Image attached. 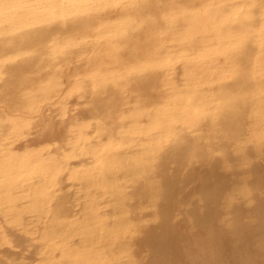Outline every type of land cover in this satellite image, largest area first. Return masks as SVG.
I'll use <instances>...</instances> for the list:
<instances>
[{"label": "rangeland", "instance_id": "rangeland-1", "mask_svg": "<svg viewBox=\"0 0 264 264\" xmlns=\"http://www.w3.org/2000/svg\"><path fill=\"white\" fill-rule=\"evenodd\" d=\"M82 65L62 64L61 85L31 108L23 99L37 92L0 81V119L20 125L17 134L0 131L3 151L65 168L49 189L18 186L11 221L1 206L0 264H62L67 251L63 264H264V118L256 114L264 116V107L207 120L161 148L148 143L155 157L136 143L122 147L117 169L103 171L95 158L109 139L122 140L114 134L122 113L158 107L170 86L154 78L155 87L120 90L128 100L108 117L102 98L115 96L113 88L67 94ZM173 74L180 88L182 68ZM138 122L148 129L145 115ZM35 191L41 195H29ZM37 201L43 209L28 212Z\"/></svg>", "mask_w": 264, "mask_h": 264}, {"label": "bare ground", "instance_id": "bare-ground-1", "mask_svg": "<svg viewBox=\"0 0 264 264\" xmlns=\"http://www.w3.org/2000/svg\"><path fill=\"white\" fill-rule=\"evenodd\" d=\"M72 58L83 64V74L68 80L67 94L98 95L113 88L116 95L101 100L108 117L128 100L120 90L155 87L154 78L170 86L158 107L137 105L122 113L123 131L114 133L122 140L109 139L95 158L103 171H113L122 147L136 143L155 157L148 143L161 148L207 120L234 119L253 106L264 107V0H0V81L37 92L23 99L26 107L61 85V66ZM177 67L183 74L180 88L172 82ZM142 115L147 130L138 122ZM102 125L95 123L98 131ZM19 127L0 119L4 133L17 134ZM141 137L146 143L136 141ZM4 145L0 142V209L4 205L8 218L18 186L43 183L49 189L65 168L56 160L18 159L3 151ZM43 204L32 203L28 212ZM70 256L65 252L61 263Z\"/></svg>", "mask_w": 264, "mask_h": 264}]
</instances>
